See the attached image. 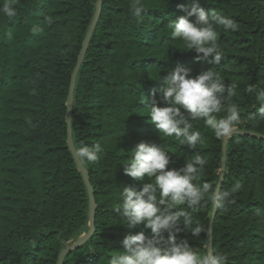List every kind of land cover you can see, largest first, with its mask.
Returning <instances> with one entry per match:
<instances>
[{"label": "trees", "instance_id": "16d2710c", "mask_svg": "<svg viewBox=\"0 0 264 264\" xmlns=\"http://www.w3.org/2000/svg\"><path fill=\"white\" fill-rule=\"evenodd\" d=\"M5 2L16 14L8 18L0 12V264H56L61 251L89 231L87 188L67 145L66 100L97 0H0V6ZM134 2L102 0L77 74L73 144L77 149L100 143L102 150L95 163H81L96 205L94 233L62 264H108V257L123 250V237L139 231L112 209L119 190L143 186L121 163L141 142L169 151V168L202 155L207 163L198 181L215 190L222 138L202 120L192 121L202 142L189 149L175 137L161 138L147 116V98L163 106L165 85L158 73L162 77L177 65L193 76L212 67L226 86H234L232 102L241 115L237 131L243 133L226 140L220 189L238 183L234 202L216 209L211 237V203L179 206L205 231L195 239L188 232L175 233L176 238H187L199 253L211 244L213 252L229 257L227 264H264V116L247 91L250 85L264 89V0H201L237 24L235 31L217 28L219 65L195 61L194 50L180 51L183 42L170 38L166 23L183 14L177 6L186 0H140L149 8L142 22L129 11Z\"/></svg>", "mask_w": 264, "mask_h": 264}, {"label": "clouds", "instance_id": "9594fccd", "mask_svg": "<svg viewBox=\"0 0 264 264\" xmlns=\"http://www.w3.org/2000/svg\"><path fill=\"white\" fill-rule=\"evenodd\" d=\"M177 7L183 14L171 16L166 23L170 38L183 42L184 47L177 49L194 50L195 61L219 65L223 52L218 47L217 28L224 32L235 31V21L206 9L201 0H186ZM147 9L140 0L129 7L138 22H142L139 18ZM0 12L12 18L16 9L5 2ZM156 79L165 85L161 89L163 106H157L154 98L146 97L147 116L161 138L175 137L180 145L196 150L202 135L194 129L192 121L202 120L216 138L229 137L237 131L241 115L239 106L232 102L234 86H226L212 67L193 76L190 68L177 65L162 77L158 73ZM247 91L254 93L258 101L254 105L257 114L264 116V89L250 85ZM101 150L100 143L81 145L75 149V157L80 163H95ZM128 155L129 159L121 161L123 172L144 183L139 191L131 187L119 190L118 203L112 212L121 214L122 223L139 231L123 237L120 241L123 250L108 257V264H227V255L213 251L199 253L189 245L187 238H176L175 233L188 232L195 239L205 231L203 225L194 224L191 216L180 211L179 206L190 209L211 203L215 209H223L234 202L232 197L240 185L237 183L223 191L219 185L215 190L207 182L201 185L198 176L207 160L199 154L185 160L178 168L168 167L169 151L163 146L141 142ZM146 229H150L151 234H147ZM164 233L168 234L167 238Z\"/></svg>", "mask_w": 264, "mask_h": 264}, {"label": "water", "instance_id": "95a60500", "mask_svg": "<svg viewBox=\"0 0 264 264\" xmlns=\"http://www.w3.org/2000/svg\"><path fill=\"white\" fill-rule=\"evenodd\" d=\"M101 8H102V0H97V7L95 10V13L93 15L91 24L88 28L87 33H86L81 51L79 53L76 65H75L73 72H72V75H71L70 85H69V90H68V95H67V100H66L67 145H68V148H69V150L73 156V159L77 165L79 172L82 174L84 183H85L86 188H87V193H88V198H89V209H88L89 231L86 234L80 236L72 245L64 248L61 251V253L59 254L56 264H62L65 256L70 251H73V250L79 248L80 246H82L94 233V219H95L96 205H95V200H94V196H93V189H92V186L90 184V180H89V177H88L86 170L83 168V166L79 162V160L76 159V157H75V147H74L73 139H72V117L71 116H72L73 95H74V89H75L77 74H78L80 66L83 62L84 55H85V52L87 50L91 35L93 33V30L96 26L98 17L101 13ZM237 133H243V132L236 131L234 134H237ZM257 136L260 137V135H257ZM227 138L228 137L222 138L223 155H222V161H221L219 181L217 184V185H219L220 188H221L222 182L224 180L225 161H226V140H227ZM215 215H216V209L213 207L212 216H211V220H210V224H209V228H208V234L210 237H211V233H212V225H213ZM208 251H212L211 244H209V246H208Z\"/></svg>", "mask_w": 264, "mask_h": 264}]
</instances>
